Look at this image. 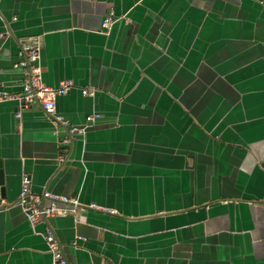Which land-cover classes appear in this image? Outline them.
<instances>
[{
    "label": "crops",
    "instance_id": "0c3cea01",
    "mask_svg": "<svg viewBox=\"0 0 264 264\" xmlns=\"http://www.w3.org/2000/svg\"><path fill=\"white\" fill-rule=\"evenodd\" d=\"M35 39L81 132L0 104V264L52 263L48 229L67 264H264V0H0L1 91ZM23 175L81 206L32 226Z\"/></svg>",
    "mask_w": 264,
    "mask_h": 264
},
{
    "label": "built area",
    "instance_id": "2783aa9c",
    "mask_svg": "<svg viewBox=\"0 0 264 264\" xmlns=\"http://www.w3.org/2000/svg\"><path fill=\"white\" fill-rule=\"evenodd\" d=\"M114 14L111 12L102 22V28L108 30L112 24ZM19 61L13 65L15 69H21L24 74V81L21 90L18 93H6L0 90V104L4 102H16L18 111L17 118L21 117V111L29 108L33 103H38L51 125L58 129L59 127H68L69 135L73 136L81 131L69 125L62 116L56 111V98L65 94L74 84L70 81L60 83L57 87H49L42 83L40 60V46L38 41L32 40L28 44L20 46L18 51ZM87 94L86 90L82 91ZM98 115H91L86 118V122H91ZM49 204L46 206L45 202ZM67 205L68 209L60 207ZM18 206L22 209L27 221L34 226L38 221L48 217H65L68 213H75L81 206L76 198H66L50 194L48 192L39 195L32 194L30 191V179L23 175L21 181V191L18 200ZM94 208L93 205L90 206ZM44 239L52 253L53 261L50 264H67L59 245L51 230H47Z\"/></svg>",
    "mask_w": 264,
    "mask_h": 264
},
{
    "label": "water",
    "instance_id": "95a60500",
    "mask_svg": "<svg viewBox=\"0 0 264 264\" xmlns=\"http://www.w3.org/2000/svg\"><path fill=\"white\" fill-rule=\"evenodd\" d=\"M19 51V50H18ZM16 64V63H15ZM19 70H21V69H19ZM22 71V70H21ZM22 73H23V71H22ZM41 73H42V69H41ZM23 78H24V74H23ZM23 81H24V79H23ZM43 83V82H42ZM23 84V83H22ZM44 84V83H43ZM22 86V85H21ZM47 86V85H46ZM53 88H55V87H53ZM61 96V95H60ZM59 97V96H58ZM57 99V98H56ZM15 104H16V106H17V103L16 102H14ZM33 104H35V103H33ZM38 104V103H37ZM43 110V109H42ZM44 112V111H43ZM45 114V113H44ZM47 117V116H46ZM71 126H73V125H71ZM75 127H77V126H75ZM78 128V127H77ZM80 131H81V128H78ZM69 137H71V136H69ZM29 177V176H28ZM30 179V178H29ZM5 170H4V168H3V163H2V161L0 160V204H1V200L2 199H4L5 197H6V189H5ZM45 192V191H44ZM43 192V193H44ZM49 204V203H48ZM47 204V205H48ZM26 218V217H25ZM27 220V219H26ZM45 220V219H44ZM29 223V222H28ZM74 243V242H73ZM59 245V244H58ZM59 249H60V251H61V247H60V245H59ZM62 253V252H61ZM67 262V261H66Z\"/></svg>",
    "mask_w": 264,
    "mask_h": 264
},
{
    "label": "flooded vegetation",
    "instance_id": "af4514ba",
    "mask_svg": "<svg viewBox=\"0 0 264 264\" xmlns=\"http://www.w3.org/2000/svg\"><path fill=\"white\" fill-rule=\"evenodd\" d=\"M111 12H112V11H110L109 13H111ZM109 13H108L107 15H109ZM112 13H113V12H112ZM107 15H106V16H107ZM106 16H105V17H106ZM112 21L114 22V18L112 19ZM113 22H112V23H113Z\"/></svg>",
    "mask_w": 264,
    "mask_h": 264
}]
</instances>
